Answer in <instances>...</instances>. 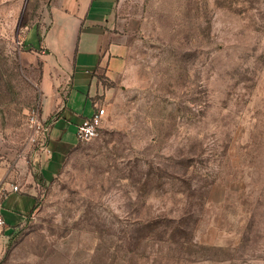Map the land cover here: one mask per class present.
I'll use <instances>...</instances> for the list:
<instances>
[{"label":"rangeland","instance_id":"1","mask_svg":"<svg viewBox=\"0 0 264 264\" xmlns=\"http://www.w3.org/2000/svg\"><path fill=\"white\" fill-rule=\"evenodd\" d=\"M57 0H0V132L28 144L21 60ZM59 1V0H58ZM98 135L41 185L0 264H264V0H118Z\"/></svg>","mask_w":264,"mask_h":264},{"label":"crops","instance_id":"2","mask_svg":"<svg viewBox=\"0 0 264 264\" xmlns=\"http://www.w3.org/2000/svg\"><path fill=\"white\" fill-rule=\"evenodd\" d=\"M118 0H57L41 31L31 28L25 66L36 72L39 114L47 128L44 145L15 146L0 132V185L5 189L0 256L31 218L41 185L50 182L79 143L78 126L98 107H107L114 81L125 66L126 44L114 18ZM18 191L13 192L12 187Z\"/></svg>","mask_w":264,"mask_h":264},{"label":"built area","instance_id":"3","mask_svg":"<svg viewBox=\"0 0 264 264\" xmlns=\"http://www.w3.org/2000/svg\"><path fill=\"white\" fill-rule=\"evenodd\" d=\"M104 117H105L104 108L98 107L88 119L84 120L78 126L76 132L77 140L79 142H85L95 138L99 133V129L102 125ZM29 127H30V134L28 137V142L43 147L47 128L40 117L39 109L30 115ZM12 191L13 192L18 191L17 187L13 186ZM5 196H6V191L2 187V185H0V234L5 226V221L3 218V201Z\"/></svg>","mask_w":264,"mask_h":264}]
</instances>
